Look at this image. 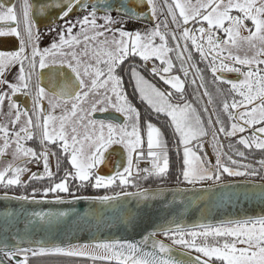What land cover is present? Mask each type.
Segmentation results:
<instances>
[{
	"label": "snow or ice",
	"instance_id": "6c2138e0",
	"mask_svg": "<svg viewBox=\"0 0 264 264\" xmlns=\"http://www.w3.org/2000/svg\"><path fill=\"white\" fill-rule=\"evenodd\" d=\"M0 158V264H264V0H0ZM81 200L140 238L26 207Z\"/></svg>",
	"mask_w": 264,
	"mask_h": 264
},
{
	"label": "water",
	"instance_id": "95a60500",
	"mask_svg": "<svg viewBox=\"0 0 264 264\" xmlns=\"http://www.w3.org/2000/svg\"><path fill=\"white\" fill-rule=\"evenodd\" d=\"M257 183H259V180H257ZM169 187V186H165ZM134 191V190H133ZM4 193L0 192V196H3ZM10 194V193H9ZM48 199H52V197H49ZM68 199H71V197H68ZM160 201L156 202V205H159ZM9 206L6 205L5 202L0 201V209H3L4 207ZM19 204L12 202L10 204V207L12 208H19ZM27 208L35 209L37 211H68L70 214L73 212H78L82 216L87 215L90 219L93 220L91 231H86L82 233H78L76 235V238L73 239V243H84V242H91L95 243L97 240H109V239H127V240H138L141 235V230L137 229L136 231H133L131 228L128 230H117L115 228H109L104 226L107 221L113 220L118 214L121 213V209L119 207H114L113 205H101V204H90L88 201H76L73 204H63V205H56V204H40V205H26ZM258 204H252L249 203L247 205L241 204L239 206L233 205L232 208L229 210L226 206L220 210L217 211L215 208L208 213L209 219L201 221V214L198 211H195L193 209H189L185 215L187 217L186 223L189 225L201 221V222H211L216 223L219 221L220 218L223 217L225 212H231L233 216L237 214H242L244 211H248L251 213L252 211H258L259 209ZM162 211V210H161ZM158 215V213L154 210L152 213V217L155 218V216ZM97 225H100L99 230L97 231ZM22 227V225H20ZM145 228H151V221H147L144 225ZM95 237V240L93 239ZM157 239H163V237H157ZM167 242V241H166ZM183 250L180 248H174L173 255L179 258V253Z\"/></svg>",
	"mask_w": 264,
	"mask_h": 264
},
{
	"label": "flooded vegetation",
	"instance_id": "af4514ba",
	"mask_svg": "<svg viewBox=\"0 0 264 264\" xmlns=\"http://www.w3.org/2000/svg\"><path fill=\"white\" fill-rule=\"evenodd\" d=\"M16 2L19 3V0H16ZM161 19H162V17H161ZM196 59L198 60V56L196 57ZM156 63L158 64L159 62L157 61ZM199 66H200L201 68L204 67L203 64H200ZM206 78H209L208 74H206ZM156 81L159 83L158 86H160V87H162V88H167V86H166V85H163V83H162L161 81H159L158 78L156 79ZM192 91H193V89L190 88V87L187 89V93H188V95H189V98H191ZM209 91H211V92L213 93L214 100H215V104H216V106L218 107L219 104H220V98H218V97L215 96V89L213 88V86H212L211 84H209ZM193 103L195 104V101H194ZM203 103L206 104V98L203 99ZM196 106H197V107H200L201 105H196ZM143 107H146V106H142V110H143ZM210 110H211V109H210ZM164 120H165V117L161 116L160 119H159V121H154V123H157V125H158V124L163 125ZM220 139L223 140V142L225 143L226 148H227L228 140H226V139L223 138V137H220ZM206 147L208 148L207 144L205 145V150L207 151ZM237 147H242V146H238V145H237ZM227 151H228V149H227ZM245 151H247V150H245ZM253 151H255V150H253ZM210 153H211V152H210ZM172 154H175V152H173ZM0 160L2 161V162H1L2 164L0 163V168H3V167L5 166L4 159H3V158H0ZM29 167H31L33 171H41V172H42V168H39V169H38L35 165H29ZM53 171H55V161H54V170H53ZM41 183L46 184V183H47V180H45V181H40V182H36L37 185H39V184H41ZM101 190H102V189H101ZM129 190H132V189H129ZM117 191H119V189H117ZM0 192H4V190H3V189H0ZM10 193L16 194V193H17V189H15L14 192H13V191H10ZM80 194H81L80 192L77 193V195H80ZM102 194H104V192H103ZM61 195H62V196H67V194H61ZM89 195H93V194H89ZM50 197H51V196H50Z\"/></svg>",
	"mask_w": 264,
	"mask_h": 264
},
{
	"label": "trees",
	"instance_id": "16d2710c",
	"mask_svg": "<svg viewBox=\"0 0 264 264\" xmlns=\"http://www.w3.org/2000/svg\"><path fill=\"white\" fill-rule=\"evenodd\" d=\"M137 60H138V58H137ZM149 79H151V77H149ZM155 82H157V81H155ZM157 84L159 85L158 82H157ZM128 91L131 92V88H129ZM137 103H139V102L137 101ZM157 126H161V125L158 124ZM164 131L166 133L169 132L168 129H164ZM254 157H256V158L259 157V153L257 151H252V153L249 154L248 159H253ZM175 159H176L175 154H171V160H172L173 167L175 165ZM149 186H154V185H149ZM165 186H167V185H165ZM29 191H30V189H29ZM103 192H104V190H95V189L89 188L86 191L82 190L80 192L81 193L80 195H89V194H93L94 195V194H97V193L98 194H102ZM17 193L23 194V189H17ZM72 264H91V262L90 261H84V260H74V261H72Z\"/></svg>",
	"mask_w": 264,
	"mask_h": 264
},
{
	"label": "rangeland",
	"instance_id": "374dc122",
	"mask_svg": "<svg viewBox=\"0 0 264 264\" xmlns=\"http://www.w3.org/2000/svg\"><path fill=\"white\" fill-rule=\"evenodd\" d=\"M162 19H163V17H162ZM169 22H170V18H169ZM170 27H172V26H171V23H170ZM161 30L163 31V30H165V29L162 28ZM149 66H150V65H149ZM221 142H222V141H221ZM1 162H2V161L0 160V163H1ZM1 164H2V163H1Z\"/></svg>",
	"mask_w": 264,
	"mask_h": 264
},
{
	"label": "built area",
	"instance_id": "2783aa9c",
	"mask_svg": "<svg viewBox=\"0 0 264 264\" xmlns=\"http://www.w3.org/2000/svg\"><path fill=\"white\" fill-rule=\"evenodd\" d=\"M247 163H253V162H247Z\"/></svg>",
	"mask_w": 264,
	"mask_h": 264
}]
</instances>
